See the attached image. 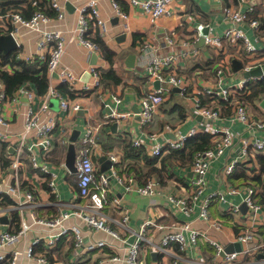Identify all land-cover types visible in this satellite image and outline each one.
Returning a JSON list of instances; mask_svg holds the SVG:
<instances>
[{
	"label": "crops",
	"instance_id": "1",
	"mask_svg": "<svg viewBox=\"0 0 264 264\" xmlns=\"http://www.w3.org/2000/svg\"><path fill=\"white\" fill-rule=\"evenodd\" d=\"M5 1L9 4L16 3L20 5L29 14L32 11L34 12V9L31 8L32 5L35 7L42 3L41 0ZM87 3L88 0H73L67 3L70 8L66 4L63 19L53 25V28H57L63 34L65 40L61 65L73 72L77 78L72 90L73 98L63 95L64 99L69 102V109L66 111L60 110L59 100L50 97L47 102L48 115H42L44 119L53 118L56 126L51 143L52 151L49 153L47 160L40 161V163L46 165L49 172L55 175L57 196L50 194L48 187L50 176L32 168V165L24 160L21 166L22 171L17 175L18 183H20L19 195L13 199L2 197L0 201V209L4 210L3 214L0 215V230L6 231L13 223L20 224V219H26L31 212H34L39 218H52L61 212L71 211L70 206L72 205V208L83 207L84 201L78 198L75 200L74 198L77 189L76 164L83 149L81 140L85 136L86 129H93L95 139L89 150L95 166L96 179H99L100 176L108 177L109 198L120 199L123 208L122 214H117L112 207L106 206L103 213L111 219L110 229L119 234L122 240L126 243H133L136 239L134 232H137L141 224L145 222L156 226V228L152 227L148 231V239L152 242H158L164 236L166 230L172 228L174 224L191 222L192 229L207 232V236L216 240L224 249L238 244L236 237L242 224L236 228L232 223V218L225 216L223 209L227 206L226 203L214 199L209 204L210 217L221 225V230L217 231L208 229V223L199 217L200 202L207 198L209 194L220 191L224 193L226 202L240 207L244 206L242 193L230 195L227 191L244 186V183L249 180L252 161L244 162L243 166H238L232 176H221L220 171L230 153L233 157L239 155V138L261 139L264 137V128L248 130L245 125L231 120V110L223 111V118L220 119V122H214V124L232 132L235 136V144L226 149L224 154L211 164L206 175V188L198 196V199L193 202L189 214L181 213L173 208L169 204L168 198L181 199L193 192L191 186L193 175L190 168L192 162L183 164L173 158L168 159L170 154H166L160 159L151 158L142 149L133 147L131 141L133 139L147 141L145 136L152 134L157 136V143L163 145L167 141H174L179 137L186 136L192 129L211 123L203 120L200 116L194 115L191 110L192 96H200L198 93L209 85L226 87L245 79L244 74L246 72L243 70L245 67H251V70L261 68L264 72V0H223L221 4L208 0H176L171 5V15L159 18L154 22L140 10L128 6L124 0H118L120 7L127 15L128 28L126 30L123 29L120 21L114 15L111 1L98 0V14L106 23L108 30L106 37L102 40L115 56L112 63L106 61L101 54H96V58L93 60L94 53L71 40L72 34L78 25L80 10ZM224 6H231L241 12H245L249 7L252 8L249 18L260 24L259 31L255 32L246 23L238 26L254 46L255 53L253 55L248 56L242 46L234 47L229 43H223L222 51H219V53L207 48L204 43L199 44L200 28L206 29L207 35H221L224 30L230 27V24L222 16L221 9ZM172 30L179 39L189 40V45L198 50L197 56L177 69L178 76L190 80L194 78V80L189 81L186 97H180L175 88L169 89V93L155 114L153 122L142 127L138 116V100L144 93L159 86L156 81L148 77L144 66L149 59L150 52H155V50L157 53L164 51V47L152 41V39L158 38L159 34L164 31ZM122 36L124 39L120 40ZM194 38L196 39L195 43H193ZM15 40L17 48L12 52L14 55L20 54L22 58H33L29 64L36 63L40 64L41 67L44 66L37 58L34 34L21 31ZM144 42H150V46L155 49L151 48L145 55L141 54L140 46ZM131 54L136 56L134 68L126 66L127 57ZM222 59L230 62V71L223 74V78L220 79L216 75V69ZM91 66L97 67L101 71V76L108 72L113 73L114 77L120 79V82L116 84L109 80L108 83L102 84L101 88L83 94L82 88L86 84L91 85L93 81L89 74ZM86 73H88L87 76ZM47 75L49 82L45 94L49 89L57 91L60 85L57 76L54 77V74H48V72ZM251 85L253 83H250L249 87ZM22 88L35 92L31 85ZM19 94L21 95L17 105L5 107L3 111L8 127L5 129L0 125V135H6L10 138L7 141L0 140V167L3 171L10 164L11 157L15 154L18 139L24 131L23 113L28 107V102L22 91ZM45 94L37 95L35 92L34 110L39 109L41 103L39 98ZM113 96L118 98L119 103L112 100ZM202 100L206 101L207 99L202 97ZM74 105L79 107L77 111L71 110V106ZM247 106L253 119L264 120L263 94L258 95L251 102L247 101ZM111 110L126 112L132 117L128 118V121L124 124L114 120L106 121V116L111 114ZM1 144H5L4 149ZM70 144L75 148V160L71 168L67 166L66 161ZM259 155H264V153ZM257 157L255 161L256 165L259 166ZM115 175L118 177L130 175L134 177L139 186L145 185L149 180H155L158 183L157 192L155 195L148 197L125 192L124 185L117 182ZM254 184L258 188L261 186V182L258 180H254ZM28 189L34 191L32 203L25 202L23 197L22 192ZM5 198L11 202L10 205H6ZM262 206L264 207V203ZM16 207H18V210L15 209ZM125 212H127L128 222L123 219ZM126 228L129 231H126ZM40 229V227L31 224L25 236L18 243L8 246L6 250L23 252L32 243L37 230ZM44 231L42 233L47 235ZM82 235L85 245L102 241L105 243L104 249L77 257L74 254L72 239H64L46 256L47 264H97V260L101 256L123 253L122 242L101 231H91L83 226ZM259 237L264 240L263 230L260 231ZM174 253L183 259L181 264H186V258L202 264H215L214 249L204 241L198 243V254H194L192 251H187L185 254L178 251H174ZM152 254L155 255L152 256ZM40 255H42V250L37 249L34 259L28 260L22 256L18 264H36V259ZM141 257L144 264H161L160 256L145 245L141 247ZM249 260L241 258L239 263L248 262ZM166 264H171V259H167Z\"/></svg>",
	"mask_w": 264,
	"mask_h": 264
},
{
	"label": "built area",
	"instance_id": "2",
	"mask_svg": "<svg viewBox=\"0 0 264 264\" xmlns=\"http://www.w3.org/2000/svg\"><path fill=\"white\" fill-rule=\"evenodd\" d=\"M71 1L73 0H48V8L56 13L55 18H50L40 11L35 12L30 19H25L19 10L0 12V35H11L15 40L21 31L34 34L38 60L46 65L48 74H56L60 84L68 85L72 91L77 78L73 72L61 65L65 40L63 34L57 28H53L55 22L63 19L66 12V4ZM110 1L114 15L120 21L123 29L126 30L128 28L126 13L120 7L118 0ZM124 1L128 6L134 7L149 16L151 21L154 22L159 18L170 16L172 13L171 5L176 0ZM208 1L221 4L223 0ZM97 3L98 0H88L87 5L80 10L78 25L72 34L71 40L94 54L102 55L99 47L92 41L94 35H97L100 39H104L108 32L106 23L99 17ZM221 10L223 19L230 24V27L224 30L221 35H206L204 37V45L219 53V51H222L223 43H229L234 47L242 46L248 56L253 55L255 53L254 46L238 26L239 24L246 23L255 32L259 31L260 24L256 20L249 18L252 8L249 7L245 12H241L233 9L231 6H224ZM195 40L194 38L193 43H195ZM152 41L161 44L164 47V51L159 53L156 50L155 52H150L149 59L144 66L148 77L156 81L159 84V88L144 93L138 100V116L142 127L148 126L153 122L155 114L169 93V89H178L180 97L187 96L189 81L192 82L194 78L190 80L178 76L177 69L198 55V50L193 49L189 45V40L179 39L173 30L160 33L159 37L152 39ZM151 48L154 47L150 46V42H144L140 46V53L145 55ZM24 58L20 54H15V60L11 59L9 62L11 64L13 61L30 63L33 59ZM2 68L12 71L16 67L14 65V67L4 66ZM251 69V67H245L243 70L247 73ZM229 71L230 62L222 59L217 66L216 75L222 79V75ZM89 74L93 81L91 85L86 84L82 88L83 94L102 87L101 71L97 67L91 66ZM263 80L264 72L262 71V74L258 77L241 79L237 83L227 85L226 87L215 85L205 87L198 94L206 98V101H203L202 97L200 98L198 95L192 96L191 110L194 115L200 116L203 120L210 121L211 123L192 129L186 136L179 137L174 141H167L163 145L158 144L157 136L152 134L145 136L147 141L140 139H133L131 141L133 147L142 149L149 157L160 159L171 152L183 151L187 140L192 137L201 134L210 135L212 146L204 151L196 152L192 159L190 168L193 175L191 180L193 192L181 199L169 197L168 202L173 208L184 214L191 212L193 202L198 199V196L206 188V175L211 164L221 157L226 149L234 146L235 136L233 133L220 125L214 124V122H220V119L223 118L224 110H231V120L245 125L248 130L264 128V120L253 119L250 115L245 99L250 93V83L255 84ZM21 91L28 102V107L23 113L24 131L18 139L15 154L11 157L10 164L4 171L0 167V201L2 197L13 199L19 195L20 183H18L17 175L22 171L21 166L24 160H27L32 165V168L38 169L44 175L50 176L48 180L50 194L55 197L57 196L54 181L55 175L49 172L46 165L40 163V161L47 160L49 153L52 151L51 143L56 126L53 118L44 119L42 115H48L49 108L47 102L50 97L59 100L60 110H68L69 102L55 89H49L47 94L39 98L41 101L39 109L34 110V91L22 88L9 97L5 94L4 87L0 85V125L5 129L8 127V124L4 119L3 111L5 107L17 105L21 95L19 92ZM112 100L119 103L116 96H113ZM78 109L77 105L71 106V110L73 111H77ZM131 117L129 113L111 110V114L106 116V121L114 120L124 124ZM9 139L6 135H0V140L7 141ZM94 139V130L86 129L85 136L81 140L83 149L76 164L77 189L74 193V198L75 200L77 198L83 200V207L72 208V205L70 206L71 211L61 212L52 218H39L34 212H31L27 215L26 219H20V224L16 225V223H13L6 231L0 230V250H5L0 252V264H18L22 256L28 260L34 259L37 249L42 250V255L37 257L36 264H47L46 256L56 248L61 240H69L70 238L73 242L74 254L77 257L94 251H102L105 247V243L102 241L86 245L83 243V226L91 231H101L123 243H121L123 246L122 254L101 256L98 258L97 264H144L141 257V247L143 245L160 256L161 264H166L167 259H171V264H181L183 259L176 256L174 251L184 254L187 251H192L194 254H198V243L201 241L206 242L214 249L215 264H264V240L259 237L260 231H264V207L262 206L263 203L260 202L264 196V173L260 174V188L254 184L255 177L260 173V168L256 165L255 158L259 154L264 153V137L254 140L239 138V155L233 157L230 153L226 157V161L220 171L221 176H232L238 166L243 165L244 162L252 161L249 180L244 183L242 188H232L227 191L230 195L243 194L242 203L245 205L246 211L242 212L239 205L226 202L224 193L220 191L209 194L207 198L200 202L199 217L208 223V229L221 230L219 222L213 221L209 214V204L214 199L226 203L227 206L223 209V212L225 216L232 218V223L236 228L242 224L239 227L240 232L236 237L240 250L230 254H225L224 247L216 240L208 237L207 232H202L195 228L192 229L191 222L174 224L172 228L166 230L164 236L158 242H152L148 239L149 229L152 227L156 228V226L145 222L141 224L137 232H134L136 239L133 243H126L122 240L119 234L110 229L109 224L111 219L103 213V209L106 206L112 207L113 211L117 214H122L123 208L120 199L109 198L108 177L100 176L99 179H96L95 166L89 150V147L94 143ZM28 141L30 142L28 143ZM115 178L117 182L124 185L125 192L147 197L153 196L157 192L158 183L155 180H149L145 185L139 186L134 177L130 175L127 177L115 175ZM22 193L25 202L32 203L34 200L33 189H28ZM15 209L18 210V207ZM3 212L4 210L0 209V215ZM123 219L125 222H128L127 212L123 214ZM31 224L41 228L37 230L32 243L23 252L19 250L7 251L6 248L8 246L18 243L25 236ZM43 230H45L44 232L47 235L42 233ZM126 231H129V229L126 228ZM241 258L250 260L239 263ZM191 261L186 258V264H202L198 261Z\"/></svg>",
	"mask_w": 264,
	"mask_h": 264
},
{
	"label": "trees",
	"instance_id": "3",
	"mask_svg": "<svg viewBox=\"0 0 264 264\" xmlns=\"http://www.w3.org/2000/svg\"><path fill=\"white\" fill-rule=\"evenodd\" d=\"M41 4L39 3V6H33L32 9H34V12L32 11L31 14L26 13V10H24L20 5L14 3L9 4V2H6L5 0H0V12L4 13L10 10H19L21 12V15L25 19H30L35 12L40 11L44 13L46 16L50 18H55L56 13L54 11H51L48 8V0H41ZM92 41L99 47L100 52L102 53V56L104 59L110 63L113 62L114 54L107 48L104 41L100 38L95 36V38L92 39ZM14 59V53H11L7 56H4L0 53V84L4 87V92L7 96L11 97L13 96L20 88L23 86H32L35 89V92L37 95H43L46 93L48 88V82L49 78L47 75V69L46 65L41 67L40 64H29L22 61L15 62L11 64L9 61ZM12 71H8L3 69L4 66H10L14 67ZM111 78V79H110ZM109 80H112L114 83L118 84L120 82V79L117 77H114L113 73L108 72L107 74H103L101 76V83H108ZM250 93L245 98L246 101L251 102L255 97H257L260 94L264 95V80L257 82L249 87ZM58 93L61 95H67L70 98H73V92L70 90L69 86L66 84H60L57 88ZM5 144H1V147L4 149ZM212 146L210 142V135L208 134H201L195 137H192L187 140L185 144V149L180 152H171L169 153L168 159H174L178 160L181 163H189L192 162L193 156L196 152L204 151ZM258 165L260 168V173L258 176L255 177V180L260 181V174L264 173V155H259L257 157ZM243 166V165H242ZM3 202V200H2ZM4 202L6 205H10L11 202L4 199ZM261 203H264V199L260 200ZM4 205V206H6Z\"/></svg>",
	"mask_w": 264,
	"mask_h": 264
},
{
	"label": "water",
	"instance_id": "4",
	"mask_svg": "<svg viewBox=\"0 0 264 264\" xmlns=\"http://www.w3.org/2000/svg\"><path fill=\"white\" fill-rule=\"evenodd\" d=\"M67 7L70 8V6L67 4ZM200 32H201V36H200V40H199V44H203L204 43V37L207 35V30L206 29H203V28H200ZM124 39V37L122 36L120 38V40ZM17 48L16 46V42L13 38V36L11 35H1L0 36V53L4 56H7L9 55L10 53H12L13 51H15ZM96 54H93V60H95ZM135 60H136V56L134 54H131L127 57V60H126V66L128 68H134L135 66ZM241 69V67H240ZM239 69V70H240ZM262 74V71L260 68H256L254 70H251L250 72H247L244 74V76L246 78H249V77H258ZM88 75V73H86V76ZM54 77H56V75L54 74L53 75ZM157 87V85H156ZM159 88V86L157 87ZM155 88V89H157ZM177 92L179 91L178 89H175ZM75 141V140H74ZM72 141V142H74ZM75 160V148L72 144L69 145L68 147V153H67V158H66V161H67V166H69V168H71V165L73 164ZM242 209V212H245L246 211V207L245 205L241 207ZM240 250V245L239 244H235L234 246H229L227 248L224 249V253L225 254H230V253H233V252H238ZM155 254H152V256H154Z\"/></svg>",
	"mask_w": 264,
	"mask_h": 264
}]
</instances>
